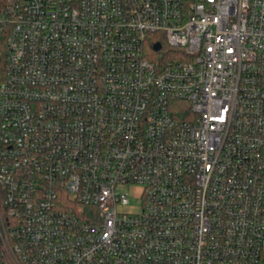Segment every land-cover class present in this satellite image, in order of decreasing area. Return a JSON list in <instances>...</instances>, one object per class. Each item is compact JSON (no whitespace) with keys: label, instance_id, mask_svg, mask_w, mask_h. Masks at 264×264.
<instances>
[{"label":"built area","instance_id":"built-area-1","mask_svg":"<svg viewBox=\"0 0 264 264\" xmlns=\"http://www.w3.org/2000/svg\"><path fill=\"white\" fill-rule=\"evenodd\" d=\"M263 258L264 0H0V264Z\"/></svg>","mask_w":264,"mask_h":264},{"label":"rangeland","instance_id":"rangeland-1","mask_svg":"<svg viewBox=\"0 0 264 264\" xmlns=\"http://www.w3.org/2000/svg\"><path fill=\"white\" fill-rule=\"evenodd\" d=\"M141 188L140 187H136L135 189V193H133L132 195H129V198L132 200H136L139 197V193H140ZM260 264H264V258L261 260Z\"/></svg>","mask_w":264,"mask_h":264},{"label":"trees","instance_id":"trees-1","mask_svg":"<svg viewBox=\"0 0 264 264\" xmlns=\"http://www.w3.org/2000/svg\"><path fill=\"white\" fill-rule=\"evenodd\" d=\"M159 42H161L163 44V47H167V44H166L165 40L159 39ZM148 49H149V51H152L151 44L148 45Z\"/></svg>","mask_w":264,"mask_h":264},{"label":"water","instance_id":"water-1","mask_svg":"<svg viewBox=\"0 0 264 264\" xmlns=\"http://www.w3.org/2000/svg\"><path fill=\"white\" fill-rule=\"evenodd\" d=\"M160 48H161V44L158 42L153 45L154 50H159Z\"/></svg>","mask_w":264,"mask_h":264}]
</instances>
